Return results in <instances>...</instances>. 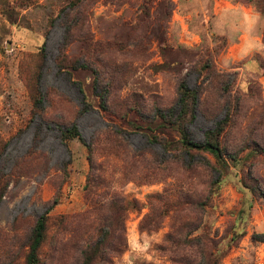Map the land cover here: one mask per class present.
<instances>
[{
  "label": "rangeland",
  "instance_id": "374dc122",
  "mask_svg": "<svg viewBox=\"0 0 264 264\" xmlns=\"http://www.w3.org/2000/svg\"><path fill=\"white\" fill-rule=\"evenodd\" d=\"M74 1L0 0V173L11 179L0 264H24L32 227L55 196L41 264H81L113 198L129 209L97 264H264V240L254 237L264 234V14L235 0L246 8L225 12L222 0L70 8ZM79 9L87 41L64 52L77 59L91 46L93 68L68 74L56 60L67 16ZM184 79L202 92L195 142L230 113L226 164L182 152L170 121ZM37 86L49 124L33 117ZM58 124H76L81 139L65 143Z\"/></svg>",
  "mask_w": 264,
  "mask_h": 264
},
{
  "label": "trees",
  "instance_id": "16d2710c",
  "mask_svg": "<svg viewBox=\"0 0 264 264\" xmlns=\"http://www.w3.org/2000/svg\"><path fill=\"white\" fill-rule=\"evenodd\" d=\"M86 0H75L70 4V8H81L82 4ZM242 2L244 4L254 5L257 9H259L264 14V0H235ZM65 8L63 9V11ZM62 11V12H63ZM85 11L79 9L78 13L75 17H72L70 13L68 14V24L65 29L64 43L59 51V55L57 57L56 63L60 72H66L67 68L76 69V68H93L92 67V58H91V46L87 45L85 47V51L83 55L77 59L69 58V56L64 52L65 47L72 43L74 40H85L87 41V33L83 32V25ZM135 38H139L138 36H134ZM45 50V47L42 48ZM97 50V48H95ZM93 49V52L95 51ZM209 68V64L205 65ZM94 71V70H93ZM97 76V80L102 74L99 70L94 72ZM37 81L42 78V72H38ZM82 89V88H81ZM83 90V89H82ZM110 94V91L107 94ZM201 91L199 89H191L186 82V80H182L180 84V94L178 98V104L180 106L179 110L173 108V120L170 121L173 123L177 129L179 130L181 136V147L183 148L182 152L184 154L190 155L194 150L196 151H204L209 152L216 159L219 164H226L227 156H230L228 153V149L222 144L221 138L224 134L225 129L227 128V124L229 121V114L227 113L226 117L223 120H220L216 123L215 127L209 129L204 134V140L202 142H195L192 133L190 131V126L193 124L195 119L197 118L199 106L201 100ZM103 100L104 107L106 108V101L108 99L107 95H100ZM45 95L39 90L37 86V90L35 93V98L33 101L34 109H33V117H39L45 123L49 124L46 119V108L44 106ZM137 107L138 105L134 104ZM131 108V107H130ZM137 111V110H136ZM205 113V112H204ZM159 116L163 120H167V114L164 113V110H159ZM214 117L219 114V110L214 112ZM59 130L61 131V137L63 141L66 143L69 140H72L76 137L81 139V134L76 124H73L71 127H66L64 124L57 125ZM66 127V128H65ZM90 147V146H89ZM233 158V157H231ZM19 165H16L14 169V173H17L19 169ZM10 178L3 177V174L0 173V202L2 197L4 196ZM219 179L215 182L217 183ZM221 181V180H220ZM59 203V197L55 196L53 201L48 203V207L46 211L37 217L34 226L32 227V233L30 237L29 250L25 256L24 264H41V251L44 243L48 238V231L50 225V212L53 208ZM252 205L249 204V207ZM129 209L128 205L123 204L120 199H112L111 202L107 203L105 206V211L102 215H100V226L97 228V235L89 241L87 246L82 251V263L81 264H97V260H100L101 255L105 253L106 250H112L113 246L111 242L108 243V240L113 236V229L115 228L117 222H122L124 219V214ZM245 209L243 208V211ZM109 227V230L107 229ZM256 240H264V234L261 235V239H257L256 235L254 236ZM113 252V251H112ZM16 264V263H10Z\"/></svg>",
  "mask_w": 264,
  "mask_h": 264
},
{
  "label": "crops",
  "instance_id": "0c3cea01",
  "mask_svg": "<svg viewBox=\"0 0 264 264\" xmlns=\"http://www.w3.org/2000/svg\"><path fill=\"white\" fill-rule=\"evenodd\" d=\"M224 2V11L225 12H233V10H238V8H246L245 6H240V5H236V4H233L230 0H222V3ZM246 10H249L248 8Z\"/></svg>",
  "mask_w": 264,
  "mask_h": 264
}]
</instances>
